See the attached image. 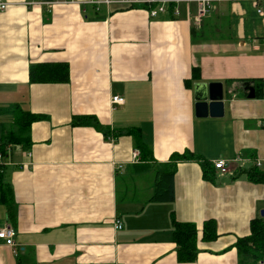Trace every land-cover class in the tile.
<instances>
[{
    "label": "crops",
    "instance_id": "1",
    "mask_svg": "<svg viewBox=\"0 0 264 264\" xmlns=\"http://www.w3.org/2000/svg\"><path fill=\"white\" fill-rule=\"evenodd\" d=\"M6 1L0 107L46 119L31 126L28 150L8 149L17 218L12 225L0 204V229L12 227L16 238L15 247L0 240V264H17L19 252L28 264H181L172 220L197 228L189 264H239L236 243L264 212V184L237 175L264 172V99L242 88L264 83V16L249 2L219 3L198 24V6L184 2L151 17L160 6L153 0ZM56 64L68 65V83H30L31 66ZM213 83L224 87V116L198 118L194 86ZM82 116L111 131L139 129L152 161L130 136L71 125ZM187 152L212 169L224 160L233 174L212 170L211 182L198 162L177 161L175 201L152 202L156 173ZM209 220L218 238L203 243Z\"/></svg>",
    "mask_w": 264,
    "mask_h": 264
},
{
    "label": "trees",
    "instance_id": "2",
    "mask_svg": "<svg viewBox=\"0 0 264 264\" xmlns=\"http://www.w3.org/2000/svg\"><path fill=\"white\" fill-rule=\"evenodd\" d=\"M141 6L145 8V5ZM151 6V5H150ZM175 4L169 5V11L173 15ZM199 72L198 68L193 69V79ZM69 67L65 64L56 65H35L30 67V83L46 84V83H68ZM187 86L190 82L186 83ZM256 88V98L264 99V83L261 81L253 82ZM10 117V122H0V204L6 206L8 219L12 225H16V206L14 203L13 191L11 186L5 181L6 160L9 157L8 149L13 146H19L24 150H28L31 146L30 129L33 123L45 120L42 115H35L25 111L19 105H10L0 107V117ZM72 126L94 127L105 137L119 138L121 136H130L134 140L136 149L140 151L143 161H152V152L142 140V134L137 128H126L125 130L111 131L109 128L103 127L98 120L92 116L75 117ZM173 164L165 170L158 171L155 177L154 194L152 202L155 203H173L175 201L174 177L176 171L175 162L191 161L198 162L203 170L204 179L207 181H215V169L212 165L199 158L198 156L187 152L182 155H175L171 158ZM214 168V167H213ZM237 175H246L247 178L255 184H264V172L257 168L249 170H240ZM172 236L177 246V259L181 264L194 263L199 254V235L195 225L187 223H178L172 220ZM218 238L217 224L213 220L204 223L202 238L203 243L213 242ZM239 253V264H264V219L258 218L251 222V234L248 237L239 239L236 243ZM24 260L23 254L18 253L17 264H28Z\"/></svg>",
    "mask_w": 264,
    "mask_h": 264
},
{
    "label": "built area",
    "instance_id": "3",
    "mask_svg": "<svg viewBox=\"0 0 264 264\" xmlns=\"http://www.w3.org/2000/svg\"><path fill=\"white\" fill-rule=\"evenodd\" d=\"M75 0H56L55 3L58 4H70L74 3ZM170 2L179 4L180 2L189 3V4H195L198 6L199 15L196 18V22L199 24L201 23V18L204 15L209 14L217 4L222 2H229V3H238V2H249L253 5V7L256 9L257 14L261 17L264 16V0H153L151 3H159L160 6L150 12L151 17H156L160 13L166 12V5ZM95 3V2H90ZM10 7V4L6 0H0V13L6 12ZM178 13L176 12V15ZM113 105H122L124 103V100L119 97H114L112 99ZM139 152H135L134 157L138 158ZM30 157V155H29ZM240 163V162H239ZM231 165L228 164L224 160H218L214 163V168L217 170L221 177L232 175ZM243 167V164H241V168ZM115 229L121 230L123 228V225L120 221H115ZM15 238H16V232L12 227H6L3 229H0V240L3 241L7 246L9 247H15Z\"/></svg>",
    "mask_w": 264,
    "mask_h": 264
},
{
    "label": "water",
    "instance_id": "4",
    "mask_svg": "<svg viewBox=\"0 0 264 264\" xmlns=\"http://www.w3.org/2000/svg\"><path fill=\"white\" fill-rule=\"evenodd\" d=\"M242 88L249 99L256 97V89L252 84L244 83ZM194 93L198 118H222L224 116L225 94L222 84H196ZM261 217L264 218V212L261 213Z\"/></svg>",
    "mask_w": 264,
    "mask_h": 264
},
{
    "label": "rangeland",
    "instance_id": "5",
    "mask_svg": "<svg viewBox=\"0 0 264 264\" xmlns=\"http://www.w3.org/2000/svg\"><path fill=\"white\" fill-rule=\"evenodd\" d=\"M4 106H9V105H4ZM4 106H1V107H4ZM10 119L8 116H5V117H1L0 118V122H3V121H7V122H10Z\"/></svg>",
    "mask_w": 264,
    "mask_h": 264
}]
</instances>
